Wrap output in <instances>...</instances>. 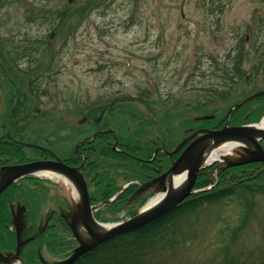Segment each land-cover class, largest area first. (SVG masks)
Wrapping results in <instances>:
<instances>
[{
	"label": "rangeland",
	"instance_id": "rangeland-1",
	"mask_svg": "<svg viewBox=\"0 0 264 264\" xmlns=\"http://www.w3.org/2000/svg\"><path fill=\"white\" fill-rule=\"evenodd\" d=\"M30 1L37 2L42 12L31 17L28 14ZM67 3L73 4L70 8L88 4L83 15L71 18V24L76 27L70 33L66 28L54 33L45 43L48 50L41 53L39 59L30 61L28 56L16 59L17 65L22 63L23 68L51 63L48 79L43 78L40 83L46 92L40 93L39 99L34 98L35 107H40L44 113L39 114V118L9 119L8 108L15 84L25 90L22 87H27V77L19 68H14L1 49L24 44L25 39H36L47 33L51 21L46 16L51 18V11L64 8ZM42 15L46 16L41 18ZM263 15L264 0H0V64L8 68L9 71L5 68L7 76L12 81L15 79L14 84L0 66V136L7 129L13 131L15 126L30 121L23 136L19 133L24 142L50 147L64 159L76 145L75 141L83 138V132L78 134L74 125L92 130L84 116L70 113V110L92 101L105 104L126 96L146 98L147 102L131 103L136 105L138 110L135 112L139 114L131 118L126 116L121 126L123 121L110 117L115 133H126L140 116L146 115L156 125L154 129L149 124L150 136L160 139L164 135L174 141L172 149L178 148L190 131L204 125L189 123L192 118L206 114L224 118L229 116V109L236 101L247 95L251 101L262 95L259 92L264 91V31H261L260 20ZM245 34L247 53L243 67L247 74L252 71L253 79L248 83L244 78L240 80L236 84L238 91L231 98H219L214 89L220 91L230 86L229 80L222 76L221 66L229 63L239 38ZM10 35L14 37L13 44L6 40ZM257 45L261 48L256 49ZM18 53L21 54V46L10 56L14 59L19 57ZM30 53L34 56V52ZM50 57L52 60L48 59ZM258 63H261L260 71L254 74V65ZM129 102H124L121 107L127 108L124 105L128 106ZM197 102L206 103L193 110L191 107ZM26 107V113L30 114L28 102ZM105 113L106 110L100 121L105 120ZM3 124L7 126L5 130ZM49 138L54 142H49ZM241 152L243 149L237 148L227 157L237 159ZM52 181L58 184L70 213H73L80 200L75 201L71 187L58 177ZM154 189L158 192L160 186ZM258 202L256 215L232 248L233 251H244L242 259L245 262L255 259L252 264L264 260V197L259 196ZM57 210L70 220L65 209ZM48 211L51 209L44 214ZM242 212L236 198L208 206L194 217L195 225L184 226L185 232L195 229L196 235L178 234L176 247L161 251V258H167L169 264H219L229 231L240 222ZM116 216L119 220L107 222L126 219L125 211ZM80 230L89 240L82 232L83 228ZM40 250L45 264L65 261L63 252L53 253L46 247Z\"/></svg>",
	"mask_w": 264,
	"mask_h": 264
},
{
	"label": "trees",
	"instance_id": "trees-1",
	"mask_svg": "<svg viewBox=\"0 0 264 264\" xmlns=\"http://www.w3.org/2000/svg\"><path fill=\"white\" fill-rule=\"evenodd\" d=\"M29 4L30 9H28L30 12L28 14L31 17L38 11L42 12V8L37 2L30 1ZM72 5L67 3L64 8L51 11V18L46 15L41 16V18L46 16L47 20L51 21V28L44 35L36 39H25L24 44L18 43L11 48L3 47L1 49V52L9 57L14 68L18 69L19 67L22 75L27 77V87H22L25 90H21V86L15 84V87L17 85L18 88H15L11 103H9V119L39 118L41 114L43 115L44 110L35 107V99L40 98V93L44 94L46 92L40 86V83L43 78L48 79L51 63L47 62L44 65L39 63L35 67L23 68L21 67L22 63L20 66L17 65L16 59H21L24 56H28L30 61L35 58L39 59V55L48 50L45 43L52 38L54 33L65 28L70 33V30L76 27L71 24V18L83 15L88 9V4L70 8ZM260 20L262 21L261 31H264V15L261 16ZM246 36L245 34L239 38L237 46L233 50L235 51L234 55L232 57L231 54L229 55L231 57L229 63L221 66L222 76L229 80L230 86L220 91L214 89L217 92L215 95L219 98H231L235 92L237 93L236 84L240 80L244 78L248 83L253 79L252 71L247 74L246 69L243 67L245 54L247 53L244 46ZM6 40L11 44L14 43V37L11 35ZM20 46L21 54L18 53L19 57L13 59L10 55L14 53V49L17 47L19 49ZM260 48L259 45L256 46V49ZM30 52H34V56ZM44 57L47 58L46 53ZM52 58L48 59L52 60ZM1 64L3 71L5 68L9 71L5 65ZM260 67L261 63L255 64L253 73H259ZM13 80L15 81L14 78ZM10 81L13 82L11 79ZM126 101H130L129 105H124L127 108H122L121 105ZM135 101L145 104L147 99L120 96L115 100L107 101L105 104L92 101L77 106L73 111L70 110V113L84 116L85 123L91 124L92 130L90 131V128L85 130L83 125L81 127L74 125L78 134L83 132L81 140H87V142H82L77 148V144L81 140L79 139V142L75 141L76 145L63 158L70 164H83L82 171L88 182L91 201L93 204H98L95 216L102 221L114 220L115 218L119 220L116 215L122 211H125L126 218L135 216L140 207L153 194V191L143 192L129 202L130 197L138 189L139 183L132 182L122 191H119L123 184L130 180L146 181L154 175L162 173L171 166L173 158L178 155L174 154V157H172L167 152L160 150L152 159L158 146L170 150L174 141L165 138L164 135L160 136V139L151 137L148 130L149 124L154 129H156V125L146 115L145 117L140 116L135 122L136 124L126 133H119L116 136L113 134V120H110L113 118L110 117H116L123 121L120 122L121 126L127 118L138 116L136 105H131V103H136ZM27 102L29 109L32 110L30 114L26 113ZM117 103L121 104H118V106ZM205 103L197 102L191 108L193 110L199 109ZM103 108H106L105 120L96 122L95 118ZM263 113L264 93L233 110L230 122L232 124H242L258 121ZM126 116L128 117L125 118ZM225 121L226 116L220 119L215 117L207 120L192 118L189 123L196 122L209 127H221ZM28 123L15 126L14 130L11 131V136L7 132L2 136L0 141L1 164L6 163L8 160L5 157L9 158V163H23L52 157L47 151L22 144L21 141L24 140L20 136H23L22 133L27 129ZM97 131L99 132L93 138V134ZM116 137V145L119 149L114 147ZM48 141L54 142L50 138ZM16 149L19 153L14 156V150ZM215 167L216 164H212L203 168L199 172L195 184V187L199 190L187 196L172 210L138 229L101 242L80 256L73 264H169L167 258H161V251L163 252L168 248L173 250L177 244L178 234L195 236V229L185 232L184 226L195 225L196 220L194 217H197L199 212L210 205L219 204L227 198H236L242 206L243 212L240 222L231 227L229 231L227 246L224 250L223 259L219 264L255 263V259H251V262H245L242 259L244 256L242 249L233 251L232 248L239 235L249 226L254 214L256 215L259 196L264 197V161ZM215 171L216 176L213 174ZM213 183L214 185L208 188ZM57 186L58 184L49 179L28 175L11 184L0 193V250L4 254L15 253L17 248V232L13 225L14 211L17 205L26 207L23 216L20 217V219H23L21 222V239L23 243L20 248V256L24 262L27 264H43L41 247H46L53 253L63 252L64 257L71 254L72 247L76 246L77 242L73 239L68 219H66V216L59 214L57 210L58 208H63L67 212L69 210L66 198L62 196ZM115 193H117L116 198L109 201ZM48 208L51 211L44 214ZM110 214L114 217H108ZM244 258L248 260L247 256ZM261 262L263 263L256 264H264V260ZM0 264L14 263L0 261Z\"/></svg>",
	"mask_w": 264,
	"mask_h": 264
},
{
	"label": "water",
	"instance_id": "water-1",
	"mask_svg": "<svg viewBox=\"0 0 264 264\" xmlns=\"http://www.w3.org/2000/svg\"><path fill=\"white\" fill-rule=\"evenodd\" d=\"M243 102L234 105L230 108L231 111ZM104 110L101 111L97 117V121L103 116ZM209 117V116H204ZM257 123L244 124V125H225L221 129H206L202 134L195 137L180 153V155L173 162L171 167L161 175L152 178L151 180L144 182L133 195L136 196L148 188L158 184L165 193L162 199L149 209L141 211L137 216L130 218L126 221L117 222L107 230L98 231L94 228L96 222H99L93 214V205L91 204L88 184L84 174L81 171V166H74L64 162L59 156L54 155L55 159L52 160H36L15 165H6L0 167V193L6 189L10 184L15 182L17 179L29 175L39 174L41 170H53L56 172L64 173L70 177L76 185L80 203L78 208L73 212L71 217L70 226L79 245L74 250L72 255L63 264H73L80 256L92 249L94 246L101 242L120 235L125 232H130L135 229L142 227L143 225L153 221L154 219L164 215L168 211L176 207L183 199L195 192L194 189L198 172L205 167V153L206 144L205 141L213 139L214 143L228 138H242L247 142H251L253 147L244 146L240 156L233 159H226L229 165L243 164L251 161H264V145L262 139L264 138V130L260 131V136L256 138L254 132ZM192 137V136H191ZM187 139L183 140L179 146L186 142ZM26 145L39 147L46 149L44 146L35 143H25ZM179 148V147H178ZM176 149L170 153H174ZM187 174L186 183L179 188L177 191L168 192L166 188V180L169 175L172 174ZM41 174V173H40ZM51 178V177H50ZM81 219L82 228L89 235V240H85L78 231L76 221ZM14 259H20L19 251L15 255H6L0 251V261L11 262Z\"/></svg>",
	"mask_w": 264,
	"mask_h": 264
},
{
	"label": "bare ground",
	"instance_id": "bare-ground-1",
	"mask_svg": "<svg viewBox=\"0 0 264 264\" xmlns=\"http://www.w3.org/2000/svg\"><path fill=\"white\" fill-rule=\"evenodd\" d=\"M255 128L256 130L254 132V136L258 138L261 134L260 131L264 130V117L260 124L255 125ZM205 144H206V153L204 159L206 162H210V161L212 162L218 158L223 160L224 158H227L229 154H232L237 148L243 149L245 145L249 147H253V144L251 142H247L239 137L238 138L228 137L222 140V142L220 143H214L213 139H208L205 141ZM40 173L49 177H58L61 181H63L65 184L71 187V192L74 196L75 201L79 200L78 189L74 184L73 180L70 177H68L66 174L56 172L53 170H41ZM186 180H187L186 173L169 175L166 180L167 191L168 192L177 191L186 183ZM164 194L165 193L161 189L160 193L155 197H153L152 199H150V201L146 203L143 209L146 210L152 207L153 205H155L157 202H159L162 199ZM76 224L78 226H81L82 225L81 219H78L76 221ZM113 225L114 223L102 224L100 222H96L94 228L98 231H104L107 230L109 227H112Z\"/></svg>",
	"mask_w": 264,
	"mask_h": 264
},
{
	"label": "flooded vegetation",
	"instance_id": "flooded-vegetation-1",
	"mask_svg": "<svg viewBox=\"0 0 264 264\" xmlns=\"http://www.w3.org/2000/svg\"><path fill=\"white\" fill-rule=\"evenodd\" d=\"M15 119H17V118H15ZM2 127H3L4 130H5L7 126H6L5 124H3ZM215 128H221V127H217V126H215ZM8 132H9V131H8ZM1 137H2V136H0V141H1ZM17 153H19V151H17V149L14 150V156H15ZM5 158H7L8 160L6 161V163H3L2 165L10 164V163H9V158H8V157H5ZM45 159H53V157H47V158H45ZM3 160H4V158H3ZM4 161H5V160H4ZM13 161H14V160H13Z\"/></svg>",
	"mask_w": 264,
	"mask_h": 264
}]
</instances>
